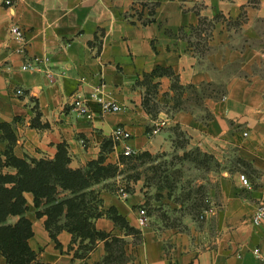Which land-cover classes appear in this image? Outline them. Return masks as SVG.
<instances>
[{"label":"crops","instance_id":"1","mask_svg":"<svg viewBox=\"0 0 264 264\" xmlns=\"http://www.w3.org/2000/svg\"><path fill=\"white\" fill-rule=\"evenodd\" d=\"M34 57L41 70L23 69ZM100 84L121 110L101 108ZM61 148L72 169L98 162L120 174L89 188L102 235L84 255L66 227H47L48 203L22 191L23 211L5 223L30 221V264H263L252 214L264 201V0H0V173L17 175L10 156L55 159ZM136 157L149 168L126 177ZM179 158L201 179L191 211L171 170Z\"/></svg>","mask_w":264,"mask_h":264},{"label":"trees","instance_id":"2","mask_svg":"<svg viewBox=\"0 0 264 264\" xmlns=\"http://www.w3.org/2000/svg\"><path fill=\"white\" fill-rule=\"evenodd\" d=\"M8 159L9 163L17 166L18 173H0V250L6 256L7 263L30 264L35 257V252L28 244L32 234L30 221L21 217L15 224L5 223L9 214L23 211L24 189L33 191L37 205L48 203L43 211L48 214L47 227L51 230L66 227L73 233L75 240L80 239L79 247L82 250L77 251V254H86L95 244V238L102 233L93 227L91 221V217L101 212L94 209V203L92 206L87 205L84 190L99 182L113 166L91 162L86 168L72 169L64 148L60 149L55 159L32 158L28 161L14 156ZM7 181H14L15 185L9 188L5 185ZM63 190L70 194L62 198L60 192ZM90 191L94 194V202H98L94 189ZM86 237L91 239V243H83Z\"/></svg>","mask_w":264,"mask_h":264},{"label":"built area","instance_id":"3","mask_svg":"<svg viewBox=\"0 0 264 264\" xmlns=\"http://www.w3.org/2000/svg\"><path fill=\"white\" fill-rule=\"evenodd\" d=\"M7 5H12L13 0H4ZM10 32L15 35L17 38L22 37V32L19 28V26L14 25L10 27ZM44 58L41 57H34L31 59H28L23 65V69L28 70H41L40 62H43ZM50 80L54 81L53 73L51 71L48 72ZM101 87L102 84L97 86L93 92L92 96L93 98L98 102V104L101 106V108L105 111H119L121 110L122 106L117 101H115L113 98L105 97L101 93ZM15 93L18 95L24 94V90L22 87H18L15 89ZM78 111L80 114L85 115L88 118H92V112L89 110L88 105L85 101H81L78 106ZM114 133L117 136H120L124 133V128L122 126H118ZM135 153V150L126 145L123 149L124 155H132ZM242 181L247 184L248 180L244 174L241 175ZM121 195L126 196L127 191L125 188H121ZM208 201V199H205ZM139 215H138V221L141 225H144L148 221V214L145 207H140L138 209ZM203 215H201L202 217ZM252 222L255 225L264 226V201L259 202V204L256 206L253 214H252ZM253 253L263 262L264 264V250H262L259 246H256L253 248Z\"/></svg>","mask_w":264,"mask_h":264},{"label":"rangeland","instance_id":"4","mask_svg":"<svg viewBox=\"0 0 264 264\" xmlns=\"http://www.w3.org/2000/svg\"><path fill=\"white\" fill-rule=\"evenodd\" d=\"M180 141L184 142L185 136H182ZM189 155L190 156L187 155L185 157H187V159H189L188 157H190L192 159H201V156L199 153L192 154L190 152ZM143 160H144V158H138V157L133 158L132 161L130 160L131 162L128 164V169L125 170L124 175L127 177L128 175H131V174H137V172H139V169H138L139 166H143L144 169H142V170H146L147 168H149V167H145L147 164H143ZM174 164L175 165H172L171 170L172 171L174 170V173H176L177 177L182 176V178L178 179V181H180L179 184L183 188L182 192H181V197H182V199L187 200L185 202V203H187V210H190V209H192L191 207H195L194 205L198 201L197 198H199L200 196H203V192H202V188H201V179L199 178V180H197V179H193V177H187V176H189V174H191L190 172L192 170V167H191L192 164L190 162L186 163L183 159L179 158L178 161L175 162ZM159 168L162 169V171H165L166 169L168 170L169 166H162L159 164ZM117 171H118V169L112 167L106 172L105 175L106 176L112 175V174L116 173ZM118 174H120V173H118ZM201 174H202V172L198 173V175H200V176H201ZM124 175H123V177H124ZM60 190H61V188H60ZM90 190L91 189H89V188L84 190L86 192L85 201H86L88 206H92V204L94 203V194L91 193ZM60 193H65L63 195H60L62 198L66 194H70L69 191H67V190H63Z\"/></svg>","mask_w":264,"mask_h":264}]
</instances>
